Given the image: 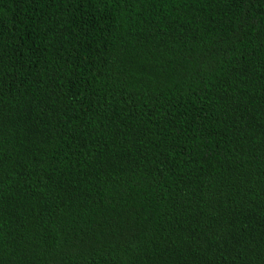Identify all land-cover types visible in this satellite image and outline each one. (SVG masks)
Segmentation results:
<instances>
[{
    "label": "trees",
    "instance_id": "1",
    "mask_svg": "<svg viewBox=\"0 0 264 264\" xmlns=\"http://www.w3.org/2000/svg\"><path fill=\"white\" fill-rule=\"evenodd\" d=\"M0 264H264V0H0Z\"/></svg>",
    "mask_w": 264,
    "mask_h": 264
}]
</instances>
